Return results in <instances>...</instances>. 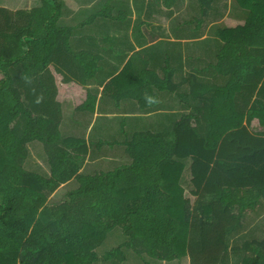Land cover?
Instances as JSON below:
<instances>
[{
  "label": "trees",
  "instance_id": "1",
  "mask_svg": "<svg viewBox=\"0 0 264 264\" xmlns=\"http://www.w3.org/2000/svg\"><path fill=\"white\" fill-rule=\"evenodd\" d=\"M40 1L30 9L0 6V264H94L100 258L124 264V249L142 259L187 257L189 264H223L231 253H243L239 264H264V220L258 221L264 218V0H235L243 23L211 28L221 43L212 66L225 84L177 93L181 104L185 97L197 103L185 102L191 109L170 120L169 138L163 132L169 129L129 137L123 124L124 139L113 142L130 162L101 172L82 170L85 139L63 138L56 74L81 85L110 75L103 95L117 105L128 96L151 111L159 96L177 90L174 69L166 60L160 77L146 56L134 53L114 75L102 55L72 46L77 29L98 18L125 21V12L113 14L111 0L75 25L59 23L60 0ZM196 1L200 28L216 0ZM115 44L100 50L106 46L111 54ZM96 96L88 92L79 110L94 112ZM34 141L43 147L47 174L24 166ZM186 160L193 201L181 184ZM115 228L126 240L98 256Z\"/></svg>",
  "mask_w": 264,
  "mask_h": 264
},
{
  "label": "rangeland",
  "instance_id": "2",
  "mask_svg": "<svg viewBox=\"0 0 264 264\" xmlns=\"http://www.w3.org/2000/svg\"><path fill=\"white\" fill-rule=\"evenodd\" d=\"M60 1L62 3V16L59 19V23L63 25H75V24H78L80 21L87 19L89 14L98 12L101 9H103L106 5L105 3L108 0H60ZM136 1H138L137 3L140 4L141 1H144V0H111V5L113 7V10H112L113 14L118 15L119 13L125 12L128 18L125 21H114V20H108L104 18H98V20L95 21L94 24L87 26L85 28L79 29V30L77 29L73 38L71 39L72 46L75 49L76 48L81 49L84 46H80V44H82L85 39H88L91 37L96 38L97 41H99L101 45L109 44L111 42H114V39H112L113 41H111V39L108 40L109 36L112 35L113 33H119V35L121 36L122 28L128 26L130 23H131V26L134 32L139 30L140 22L142 21V19L145 18L144 14H146V10L148 9V7L145 9L144 12H142L140 10L141 6H138ZM158 1L160 4V7L162 8L163 7L167 8V6H169L165 2V0H158ZM8 2L13 4V8H17V9H30L32 7L39 6L41 4L40 0H8V1L0 0V5L4 3L7 4ZM196 3L197 2L195 0H177L173 4L172 9H170V11L173 12V14L170 17H168V18H171L170 22L168 21V18L166 19L163 17L159 18L158 15H156V16H151L153 20V22L151 23H156V22L158 23V26H156V28L158 27L159 30H156L155 34L161 33V32L167 33L169 31V28H168L169 26H171V28L172 27L174 28V26L178 25V23L183 22L184 19H193V21H191L190 23V26L186 25L185 28H186V31H188L192 35L199 31L198 33L199 36L197 35L198 39L196 38L197 37L196 36L195 38H192V40L189 41V43L185 42L183 44L187 43L188 45H191L192 49L200 48V43L198 42H206L207 44H209L210 47H212V49L209 48L208 51L210 52L207 53L206 55V57L208 58V59L206 58L207 63H209V62H212V58L215 56L216 45H217L215 36L210 32L212 31L211 28L214 27L215 25H222V26L225 25L228 27H234L236 25L242 24L243 22L239 20V18L236 17L239 11H238V6L235 0H216V2L214 3L215 4L214 7L210 11L211 13L210 16H208L207 18L205 17L203 19L204 22L202 26L200 28H197L196 26H197V23L199 22L198 19L202 17V15L200 14L198 5ZM175 13L177 17L174 16ZM151 18H150V21H151ZM142 25H143L142 30L145 31L146 34H150L147 31V28H146L147 25H144V22L142 23ZM153 30H149V31H153ZM171 31H173V29H171ZM206 36H207V39L203 40V38H205ZM160 46L161 48L163 47L162 44ZM93 50L99 54L103 53L102 50H99L96 47H93ZM147 50H149V48L147 46H144L143 49H141L140 51L147 53L146 52ZM106 53H109V52L106 51ZM114 53L120 54L119 51H115ZM197 54L198 52H196L195 55ZM111 62L113 63L112 66H115L118 70V71H115L114 73L115 75L120 71L119 69L122 67V63L119 64L116 60H111ZM116 64H119V65H116ZM103 71L104 73H106V70H103ZM1 76L2 75L0 73V78ZM111 77L112 76L109 75L107 78H105V80L106 79L108 80ZM62 82H65V85H68V86L61 87L60 84ZM103 82L102 83L100 82V85L104 84ZM93 85L96 86V84H93ZM79 86H78V83L72 81L71 79L65 80L62 74L57 73L56 74V87H57L56 99H58V91H59V87H61L62 88L61 92L64 93L63 101L68 100V99L71 100L70 97L72 95L75 97L72 99L74 100L73 104L79 103L78 97L81 100L80 97L85 92L83 90L85 88H82ZM105 96L108 98L105 97L104 106L107 107V103H110V107H115L117 108V110H120L119 112L116 111L115 113H122V115H117V117L114 116L115 118L112 117V120L109 126H107V130L103 136H106L108 139H111L109 141H112L113 139L122 138V135L119 130L120 128L119 123L121 119L127 120L129 125H131V128H129V131H130L129 137H132L133 134L138 131H146L148 129H152L153 131H158V127L160 123V124L165 125L162 129L169 128V130L163 131L165 133V137L169 138L168 132H170L171 130L170 129L171 122L168 119L163 120L161 118H158V120H155L156 116H153V118H151V115L139 117L136 119H134V116L132 114L123 116V114H127V113L130 114L131 112L130 107L134 108L135 104H138V103L134 101L133 104H129L127 100H123L122 104L120 103L119 105H117L115 104L113 100L109 99L110 98L109 96L107 95ZM187 100L190 102V104L197 103V100L195 99L187 98L186 101ZM176 107L179 109L178 111H184L187 109V108L185 109L182 108V105L180 104H177ZM152 120H155V121H152ZM68 122L70 123V119L68 120ZM76 124L77 123L74 124L75 127H76ZM64 128L65 129L68 128V124H65ZM95 132L96 134H99V135L101 134L100 126H97ZM91 139L95 140L93 139V136H91ZM88 140H89V137H88ZM28 147H29V156L24 163L25 168L40 172L42 174H47L49 172V166H48L47 159H46L41 143L38 141H34V143H32L30 146L28 145ZM101 153H103V157L100 158L99 160L100 162L99 167H102V168L95 166L94 164L95 162H91L90 161L91 159H89L87 155V157H85L83 161V164L85 163V161L87 163L86 167L84 168L85 171L87 172H96V171L101 172L102 170L109 171V170H114L115 168L121 167L130 162L129 158L124 153V148L121 145H115L113 147H110L109 145L104 146ZM87 160H89L91 163L89 162L90 163L89 164ZM184 163L186 165V169H185L186 171H184L183 173L181 184L183 187H185V196L193 201L194 197L190 194L189 187H188L189 185V176H188L189 160L184 161ZM63 185L61 186L60 189L57 190V192L51 198L52 202L55 200L61 199L60 197L64 194V192L67 189H69L70 186L74 185V181H71L65 184L64 186ZM258 219H259V214H258ZM262 220H264V218H261L258 221L262 223ZM247 223H248L247 225H250L253 233L258 230L257 225H253V223H250L249 219L247 220ZM125 240H126V236L123 234L122 229L115 228L114 230L108 233L107 237L104 239L101 246H99L98 256H102L103 253L118 246L120 243L124 242ZM124 251L127 255L126 261L124 264H144V260L149 261L150 264H188L187 257L180 259L178 261L164 263L162 261L159 262L157 260L151 259L146 255H144L142 259L136 254H134L133 251L130 249H124ZM242 257H243V253L242 254L231 253V255L225 258V261L223 264H239L240 261L242 260ZM94 264H118V261L116 260L104 261L100 258V260L96 261Z\"/></svg>",
  "mask_w": 264,
  "mask_h": 264
},
{
  "label": "crops",
  "instance_id": "3",
  "mask_svg": "<svg viewBox=\"0 0 264 264\" xmlns=\"http://www.w3.org/2000/svg\"><path fill=\"white\" fill-rule=\"evenodd\" d=\"M176 1L177 0H171V2H168L167 4L169 6H167V8L160 7L158 0H144V1H141L140 4H138L137 3L138 1H136L138 6H141L140 10L142 12H144L145 9L148 7V9L146 10V14H144L145 18L142 19L139 25V30L136 31L137 33L133 31L131 23H130L128 26L122 28L121 36L119 35V33H113L112 35L109 36L108 40L111 39V41H113L112 39H114V43H116L114 47L110 46L111 54L106 53V46L104 47V49L102 47L103 53L100 55H102L103 63L101 64H103L105 69L107 70L109 69L110 71L112 70L118 71L115 66H112L113 63L111 62V60H116L119 64L122 63V67L119 69V70H122V68L128 61V59L134 53H141L142 55L146 56L148 60V67L154 70L160 77L163 76L162 66L165 64L166 60H168L170 67L174 69L173 82L177 86V90L175 91V93H166V95L162 94L161 96H159L160 101H159L158 108H155L154 110H151V111L142 110L139 107V101L136 99L130 98L128 96L127 98H124V99L121 98L120 100L121 104L123 100H127L129 104H133L134 101L138 103V104H135L134 108L130 107L131 109L130 114L128 113L123 114V116L132 114L134 116V119H136L139 117L151 115V118H153V116H156L155 120H158V118H161L163 120L168 119L169 121L170 120L174 121L178 117L176 115H179L182 112L187 111L188 109L189 110L191 109L188 106L186 110L178 111L179 109L176 107L177 104L182 105V108L184 109L186 108L185 104L188 103L189 105H192L190 104L188 100L186 101V99L189 97H185V96H184L185 102L187 103L182 102L181 104L180 98L177 93L187 95L190 92L191 86H193L194 88L198 87L200 90L201 88L200 84H203V83L223 86L226 82V78L222 75L217 74L215 69L212 66V64L216 60V53L218 51V47L221 45V43L217 41L218 38L216 36H215L216 41H217L216 53H215V56L212 58V62H209V63H207L208 58L206 57L207 53L210 52L208 51L209 48L212 49V47H210L209 44H207L206 42H198L200 43V48L198 49H192L191 45L187 44L189 43V41L192 40V38H195L199 33L198 31L197 33H194L192 35L188 31H186V28H185L186 25L190 26V23L191 21H193V19H184L183 22L178 23V25L174 26V28L173 27L171 28V26H169L168 27L169 31L167 33L161 32V33L155 34L156 30H159L158 27L156 28V26H158V23L157 22L151 23L153 22L151 16L158 15L159 18L163 17L165 19L170 17L173 14V12L170 11V9H172V6ZM196 4L198 5V2ZM214 5L215 4H213V7ZM0 6L6 7L8 9L10 8L12 10L17 9V8H13V4L10 2H8L7 4L4 3ZM198 9H199V5H198ZM199 12H200V9H199ZM210 14L208 16H210ZM174 16H176V13L174 14ZM127 18L128 16H126L124 20H126ZM150 18H151V21H150ZM170 20L171 18H168L169 22ZM239 20L243 22L241 18H239ZM143 22H144V25H147L146 28L150 34H146L145 31L142 30ZM202 24L200 25V27L202 26ZM197 25H199V22L197 23ZM171 29H173V31H171ZM149 30H153V31H149ZM198 36L196 37L197 39H198ZM207 36L203 38V40L207 39ZM185 42L187 43L183 44ZM161 44L163 45L162 48L160 46ZM80 46H84L82 47L84 49L85 48L93 49V47H96L100 50L101 44L99 41H97L96 38L91 37V38L85 39L84 42L80 44ZM144 46H147L149 48V50L146 51L147 53L140 51L141 49H143ZM119 50H122L120 51L121 54L118 55L117 53H114L115 51H119ZM196 52H198L197 55H195ZM119 64H116V65H119ZM193 81L196 82L195 85L192 84ZM93 84H96V86ZM104 85L105 84L100 85L99 81H90L86 85H81L78 83L79 87L85 88L83 89L85 92L80 97L81 100L78 97L79 103L73 104L74 100L72 99L75 97L72 95L70 97L71 100L68 99V100L63 101L64 93L61 92V89H62L61 87H65L68 85H65V82H62L60 84L61 87H59V91H58V99H56V101L60 103L61 111H62L61 130H62V133L64 131L63 135H65L63 136V138L74 137V138H79V139H85L87 145L89 146L88 158L91 159L90 160L91 162H95L94 164L97 167H99L100 158L103 157V153H101L103 147L107 145H109L110 147L119 145L113 141H116V140L120 141L124 139L125 136L123 135L121 131V126L124 124L125 132H127L128 135L130 132L129 128H131V125H129L127 120L121 119L119 123V127H120L119 130L122 135L121 139H113L112 141H109L111 139H108L106 136H103L107 130V126H109L112 120V117L114 116L117 117V115H122V113H115L116 111L119 112L120 110H117V108L115 107H110V103H107V107L104 106V101L106 97L102 93ZM88 92H92L97 95L96 96V107H95L94 112L79 110V106L83 104V102L85 101L86 95L88 94ZM166 115H169V117ZM69 119H70V123L68 122ZM155 120H152V121H155ZM64 123L68 124V128L66 129L64 128V125H65ZM75 123H77L76 127L74 126ZM97 126H100V130H101L100 135L96 134L95 132ZM164 126L165 125L163 124H159L158 129H162ZM148 130H152V129H148ZM91 136H93V139L95 140H92ZM88 137H89V140H88ZM32 143L34 142H31L29 146ZM87 161L88 163L90 162L89 160ZM86 165L87 163L85 161V163L82 166V170H84ZM99 168H102V167H99ZM102 171H105V170H102ZM157 261L160 262L161 260H157ZM174 261H178V260H174ZM162 262L170 263L172 261H162ZM187 263L189 264V262Z\"/></svg>",
  "mask_w": 264,
  "mask_h": 264
}]
</instances>
